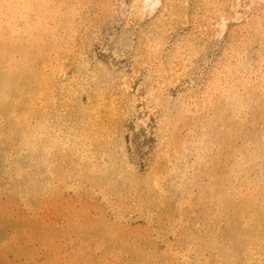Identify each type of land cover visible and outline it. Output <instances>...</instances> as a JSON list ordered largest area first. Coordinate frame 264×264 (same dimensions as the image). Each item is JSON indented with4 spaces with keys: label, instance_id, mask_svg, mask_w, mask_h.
Masks as SVG:
<instances>
[{
    "label": "bare ground",
    "instance_id": "1",
    "mask_svg": "<svg viewBox=\"0 0 264 264\" xmlns=\"http://www.w3.org/2000/svg\"><path fill=\"white\" fill-rule=\"evenodd\" d=\"M92 3L93 0H0V142L35 156L49 168L50 175L63 148L81 156L91 172L97 171L108 180L106 162L114 160L115 148L125 157L121 122L124 112L116 106L115 95L124 99L130 96L126 92L137 89L141 106L132 110V137L156 142L160 150L177 142L176 117L180 114L163 107L159 95L140 93V86L134 84L140 80L136 66L123 67L118 62L107 59L104 63L99 59L97 52H102L104 46L122 51L129 36L121 31L115 38L109 37L104 22L90 17ZM104 3L112 18H123L129 10L141 18L156 15L161 20L170 16L178 17L179 22L186 20L185 8L175 12L168 0ZM196 6L197 19L201 21L197 32L206 42L201 46L188 44L180 52L187 61L182 74L192 83L199 69L206 80V111L200 122L199 142L205 157L207 148H216L211 160L217 168L215 204L221 211L240 200L244 205L235 218L229 215L232 224L237 223L233 230H244L242 245L233 251L214 250L222 259L216 255L217 260L214 257L210 264H264V29L259 28L264 0H198ZM243 19L250 28L247 50L240 53L229 45L210 68L203 67L216 39L225 34L230 23H241ZM96 28L103 46L97 45ZM165 70L158 68L156 74L163 83L165 80L159 76ZM168 72L165 71L167 77L171 75ZM109 82L115 84V93ZM64 102L66 106L60 109ZM175 155L178 156L172 159L168 151L162 153L153 162L146 184L136 185L149 191L152 198L164 195L165 187H176L184 178L182 168L194 159L193 155L187 160ZM216 245L222 246L221 240ZM168 253L176 264L187 263L188 253L174 248H169Z\"/></svg>",
    "mask_w": 264,
    "mask_h": 264
},
{
    "label": "rangeland",
    "instance_id": "2",
    "mask_svg": "<svg viewBox=\"0 0 264 264\" xmlns=\"http://www.w3.org/2000/svg\"><path fill=\"white\" fill-rule=\"evenodd\" d=\"M168 1L175 12L185 8L186 20L179 22L178 17L171 16L161 20L156 15L141 18L129 10L123 18H112L104 0H93L90 17L104 22L111 38L121 31L127 33L129 41L122 51L104 46L97 56L104 63L108 59L123 67L136 66L140 80L134 84L140 86V93L159 95L163 107L182 115L176 117L177 142L160 150L156 142L132 137V110L141 106L136 88L126 92L130 96L124 99L116 95L113 98L124 112L121 122L125 157L115 148L114 160L106 162L108 180L97 171L91 172L81 156L63 148L50 175L49 168L35 156L0 142V264H176L169 248L188 253L186 264H210L216 255L222 259L214 250L233 251L242 245L244 230L235 232L237 223L232 224L230 216L235 218L238 209L244 207L243 200L224 211L217 208V168L211 161L216 148H207L206 157L201 152L206 80L199 69L192 83L182 74L187 61L180 52L188 44L201 46L206 42L197 32L201 23L196 14L198 0ZM262 9L259 28L264 29ZM243 20L230 23L225 34L216 39L203 67L210 68L229 45L240 53L247 50L250 28ZM95 35L97 45L103 46L98 29ZM154 45L157 50L152 53ZM158 68L167 72L169 68V77L166 70L159 76L166 83L156 78ZM148 71L152 72L150 76L146 75ZM112 84L108 83L115 93ZM63 106L65 102L60 109ZM166 151L172 159L178 153L184 160L193 155L194 160L182 168L184 178L176 187H165L164 195L152 198L136 183L146 184L153 162ZM220 240L222 246H217Z\"/></svg>",
    "mask_w": 264,
    "mask_h": 264
}]
</instances>
